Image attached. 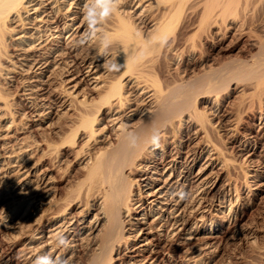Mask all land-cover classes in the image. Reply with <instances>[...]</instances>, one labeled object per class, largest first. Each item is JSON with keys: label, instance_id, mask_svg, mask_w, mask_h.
Instances as JSON below:
<instances>
[{"label": "bare ground", "instance_id": "1", "mask_svg": "<svg viewBox=\"0 0 264 264\" xmlns=\"http://www.w3.org/2000/svg\"><path fill=\"white\" fill-rule=\"evenodd\" d=\"M87 2L0 0V264H217L250 203L221 182L233 163L220 132L260 113L242 138L248 162L264 138V0H117L99 29L106 52L99 35L78 43ZM226 37L246 56L211 63ZM113 60L119 72L104 67ZM232 84L242 96L228 107ZM263 168L248 174L262 185Z\"/></svg>", "mask_w": 264, "mask_h": 264}, {"label": "rangeland", "instance_id": "2", "mask_svg": "<svg viewBox=\"0 0 264 264\" xmlns=\"http://www.w3.org/2000/svg\"><path fill=\"white\" fill-rule=\"evenodd\" d=\"M229 39H230V37H226V39L224 38L221 41V40L216 38L215 40L218 44L214 40V47H210L207 50L209 52V53L207 52L209 54V57L211 56L210 57V59L212 61L211 63L216 64V62L219 61V59H221L222 57H228V55H229V57H232V56L243 57L244 55L246 56V54H245L246 50H245V48H243L244 47L243 42L235 41L233 39H230L231 40L230 41ZM228 41H230L231 44ZM235 43H237V45ZM226 44L229 45V47ZM226 46L228 48H226ZM238 49H240V51ZM9 50H11V48ZM225 54H228V55H225ZM178 65L180 66L181 62H179ZM190 69H188L189 72L187 71L189 74L191 73ZM233 85L234 84H232L229 87L232 90L229 89L227 96L223 97V99H224L223 102L225 105L226 104H227V106L229 105L228 107L234 106L236 104L235 102L239 101L241 99V96H242V92H241V90H239L240 87L236 86V87H238V89H237L236 87H234L235 85L234 86ZM233 88H235V89H233ZM238 92L241 93V95L238 94ZM230 100L231 101L233 100V102H231ZM230 105H232V106H230ZM261 106H262V104H261ZM262 109L264 110V101H263ZM262 109L260 112L263 111ZM249 114L250 113H248V112H245V115L242 114L240 117L241 119L239 121L240 123L238 122L237 126H236V123L234 124V120L231 121V123L233 122L232 123L233 127L236 129L238 128L237 130L233 128L235 131L232 129L233 130V132H232V130H227V128L226 129L224 128L220 132V134H222V135H220L221 139L222 140L225 139L224 141H221V143L222 144L225 143L223 146H224V148L226 147V149H225L226 152L230 151L229 154L227 153L228 154L227 156L230 159L229 162H232L234 164L233 165L231 163H227L225 166L223 165L224 168L222 167L220 170L221 182L224 183V182H228L230 180V182H228V183L231 184L232 188L234 186L239 185L240 187H237L239 194H241L244 197V199H246L247 201L249 200L250 203H249L247 209H245V214H244L243 219L239 223L240 227L238 226L239 227L238 231L236 233H234L231 237L224 240L221 244H219L218 245L219 247L217 246L215 248L216 250L214 249V252H213L214 253V259H215V262H217V264H245V263L246 264H262V253L261 252H262V246H264V225H263L264 224V188H263L264 184L262 185V181L257 180V178H253L252 176H249L248 174H253V173H258V174L261 173L262 174L263 163H261V162H263L262 161L263 160L262 159V151L264 152V146L262 148H260V147L262 145H264V138L261 139V141H260V146L258 148V150L259 149L260 150L258 151V155L254 156L253 159H251L248 162V158L245 155H243L244 152L240 151V148L242 147L241 144H242L243 139H245V137H248L254 133L253 132L254 128L258 125L259 120H260V118H259L260 113L259 112H256V114L253 115V117H252V115H249ZM242 116H243V118H242ZM24 131H27V128L24 129ZM238 131H239V133H237ZM228 133L230 134V136H228L229 135ZM231 136H232V138H231ZM235 146H237V147L235 148ZM241 155L243 156V158H241L242 157ZM257 156H260L261 160H260V158H257ZM246 159H247V161L245 163V161H243V160H246ZM231 160H233V161H231ZM253 160L255 161V163ZM245 164H247V166ZM231 165H233V167H231ZM261 166H262V168H261ZM257 167H259V168H257ZM225 169H226V171H225ZM255 169H257L258 172ZM259 170H261V171H259ZM230 174H231V176H230ZM225 175H227V177L229 179L228 178L224 179ZM70 177H67V178L71 182V179L73 180V178H72V176H70ZM244 177H246L247 179ZM244 179L246 181L248 180L249 182L247 181V183H249L251 186L257 187L256 188L257 192L255 195L251 194L252 190L248 191L246 189L247 184H245L246 186L244 185V183L246 182V181L244 182ZM63 182H59V186L62 188L65 187V185H67V183H65V182L63 183ZM259 184L261 187L257 186ZM240 191H242V192H240ZM246 193H248V194H246ZM248 195L250 197H248ZM241 223L244 225L243 227H242ZM251 230H253V231H251ZM252 244H254V245H252ZM258 257H260V258H258Z\"/></svg>", "mask_w": 264, "mask_h": 264}, {"label": "clouds", "instance_id": "3", "mask_svg": "<svg viewBox=\"0 0 264 264\" xmlns=\"http://www.w3.org/2000/svg\"><path fill=\"white\" fill-rule=\"evenodd\" d=\"M117 10V0H88L83 9V20L87 25V30L84 36L78 41L79 44H85L99 35V45L101 52H106L111 44V40L106 33H100V27L115 13ZM109 72H119L122 65L116 60L109 61L104 65ZM125 138L134 147L139 141V135L136 132L125 131ZM162 134L161 130L154 128L147 143L155 148L161 147ZM174 195H178L180 199H186L189 193L184 190H179ZM57 246L67 248L71 241L65 233H59L56 237ZM33 264H69V261L60 257L52 258L48 254L39 255L33 261Z\"/></svg>", "mask_w": 264, "mask_h": 264}]
</instances>
